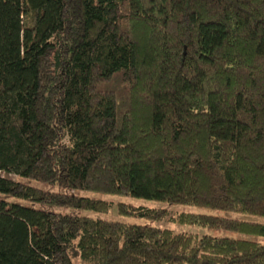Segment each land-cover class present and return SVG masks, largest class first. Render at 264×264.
Returning <instances> with one entry per match:
<instances>
[{
	"label": "trees",
	"instance_id": "1",
	"mask_svg": "<svg viewBox=\"0 0 264 264\" xmlns=\"http://www.w3.org/2000/svg\"><path fill=\"white\" fill-rule=\"evenodd\" d=\"M73 259L264 264V0H0V264Z\"/></svg>",
	"mask_w": 264,
	"mask_h": 264
},
{
	"label": "rangeland",
	"instance_id": "2",
	"mask_svg": "<svg viewBox=\"0 0 264 264\" xmlns=\"http://www.w3.org/2000/svg\"><path fill=\"white\" fill-rule=\"evenodd\" d=\"M8 176L11 179H14V180L16 179L14 175L8 174ZM17 180L24 184L31 185V186H34V187H37L43 190L62 192V190L60 189L38 183L28 178L18 177ZM74 194L81 196V197L104 200L110 203V207L104 213H97V212H92L88 210L67 209V208L66 209L64 208L56 209V211L61 212V213L77 215V216L98 218L102 220L116 221V222L127 223V224L147 225V226H153L157 228H164V229L170 230L173 233H181V232L193 233V234H196L197 236H200L202 234L209 235V236H220V237L237 236L236 234L227 232V231L206 229V228H195V227H190V226H185V225H178V224L168 221L167 217H164L158 220H153V219H145V218L135 217V216L119 215L117 214L115 207L117 203H123L125 205H131L134 207L142 206V207L153 208V209H163L165 210L168 216H173L174 214L179 213V212H191V213H202V214H215L216 213L213 211H208L206 209L194 208V207H189V206L168 205V204L160 203V202L133 199V198H127L123 196L103 194V193H97V192H91V191H77ZM7 200H11V199H7ZM17 202L22 203L24 205H28L27 202H23V201H17ZM71 262L72 264H77L76 259H73Z\"/></svg>",
	"mask_w": 264,
	"mask_h": 264
}]
</instances>
